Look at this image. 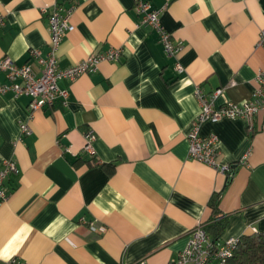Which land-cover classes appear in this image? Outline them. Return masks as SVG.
Returning a JSON list of instances; mask_svg holds the SVG:
<instances>
[{
    "label": "crops",
    "instance_id": "1",
    "mask_svg": "<svg viewBox=\"0 0 264 264\" xmlns=\"http://www.w3.org/2000/svg\"><path fill=\"white\" fill-rule=\"evenodd\" d=\"M150 2L182 45L177 58L141 23L134 0H0V59L29 65L37 76L43 68L31 51L49 54L55 5L74 9L60 69L122 50L118 62L60 80L68 101L34 115L29 97L0 95V170L5 161L18 169L0 206V264H173L198 225L225 222L222 240L264 234V112L250 123L201 126L202 137L218 136L220 162L247 155L232 178L189 159L188 140L201 111L198 88L206 95L223 89L217 107L257 90L264 0ZM0 84H9L4 73ZM89 131L97 137L94 157L83 152Z\"/></svg>",
    "mask_w": 264,
    "mask_h": 264
},
{
    "label": "built area",
    "instance_id": "2",
    "mask_svg": "<svg viewBox=\"0 0 264 264\" xmlns=\"http://www.w3.org/2000/svg\"><path fill=\"white\" fill-rule=\"evenodd\" d=\"M135 11L141 18V23L151 27L159 37L164 47V53L168 58H177L182 51V45L177 43L173 36L165 29L161 22L162 12L153 9L150 0H134ZM73 8L66 9L55 5L49 15L50 52L43 58L39 50H32L31 56L42 66V73L37 76L29 65L18 66L9 57L0 59V73H4L9 84H0V95L13 92L18 96L30 98L29 110L32 115L41 111L44 107H53L58 101L66 103L69 93L59 88L58 82L62 79L75 81L81 75L95 73L102 62H118L122 53L121 49H112L104 55L89 56L68 69L59 68L58 51L60 45L69 33L75 31L72 22ZM4 25V18L0 17V29ZM258 47L264 48V30L261 31ZM175 70L178 74L185 73L184 67L177 63ZM258 88L252 98L243 103L226 102L220 107L216 106L217 99L224 94L219 89L210 95L204 94L199 88L195 96L198 99L201 111L198 115L193 130L188 135L190 143L189 159L203 163L218 173L232 178L240 165L246 164L247 155L238 164L222 163L218 160L219 138L213 134L202 137L201 126L206 122L218 123L221 120H251L260 112H264V71L257 76ZM23 134H31V128L27 124L21 125ZM83 152L95 156L96 134L89 131L85 135ZM12 173H18L13 161H5L4 169L0 170V206L7 200L6 179ZM241 244V238H229L218 244H214L204 225H198L190 231L186 248L173 264H209L217 261L218 264H229L235 251ZM9 264H24L17 258L9 261ZM136 264H148L146 259L139 260Z\"/></svg>",
    "mask_w": 264,
    "mask_h": 264
},
{
    "label": "trees",
    "instance_id": "3",
    "mask_svg": "<svg viewBox=\"0 0 264 264\" xmlns=\"http://www.w3.org/2000/svg\"><path fill=\"white\" fill-rule=\"evenodd\" d=\"M214 215L218 214L219 200L212 202ZM225 222L220 221L206 230L211 238L212 243L218 244L222 241L221 234L225 228ZM229 264H264V234H254L241 238V244L235 251L234 257Z\"/></svg>",
    "mask_w": 264,
    "mask_h": 264
},
{
    "label": "rangeland",
    "instance_id": "4",
    "mask_svg": "<svg viewBox=\"0 0 264 264\" xmlns=\"http://www.w3.org/2000/svg\"><path fill=\"white\" fill-rule=\"evenodd\" d=\"M232 238H234V237H232ZM228 239H229V238H228ZM225 240H226V239H225ZM222 241H224V240H222ZM222 241H221V242H222ZM216 262H217V261H216Z\"/></svg>",
    "mask_w": 264,
    "mask_h": 264
}]
</instances>
